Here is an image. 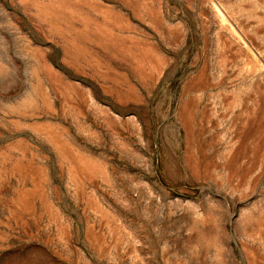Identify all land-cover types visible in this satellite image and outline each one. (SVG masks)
I'll list each match as a JSON object with an SVG mask.
<instances>
[{"label":"rangeland","instance_id":"obj_1","mask_svg":"<svg viewBox=\"0 0 264 264\" xmlns=\"http://www.w3.org/2000/svg\"><path fill=\"white\" fill-rule=\"evenodd\" d=\"M0 264H264V0H0Z\"/></svg>","mask_w":264,"mask_h":264}]
</instances>
